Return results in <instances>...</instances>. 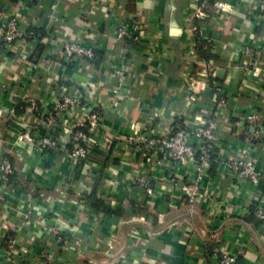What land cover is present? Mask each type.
<instances>
[{"label": "crops", "instance_id": "crops-1", "mask_svg": "<svg viewBox=\"0 0 264 264\" xmlns=\"http://www.w3.org/2000/svg\"><path fill=\"white\" fill-rule=\"evenodd\" d=\"M195 4L0 0V22L16 7L40 40L36 47L23 40L11 52L0 51V157L12 158L19 181L0 186L4 264H49L45 254L52 264H218L217 249L236 256V264H264V226L255 215L248 220L256 207L264 210V179L237 181L224 166L230 156H246L264 175V88L241 69L248 60L244 49L264 44V12L260 0H227L224 12L207 4L199 20L192 14ZM131 20L143 25V36L132 45L116 34ZM198 31L211 46L198 44ZM63 40L97 46V59L66 60L59 52ZM256 64L260 80L264 58ZM124 67L125 83L115 95V72ZM205 68L214 75L200 77ZM60 82L101 113L92 137L106 147L94 150L90 161H72L67 148L44 153L17 138L32 118L20 106L15 110L18 102L29 97L50 103ZM210 84L221 86L227 109L198 184L200 196L188 207L169 180L187 183L194 165L158 164L157 147L145 156L129 150L128 138L137 127L153 138L172 122L188 132L206 123L214 102ZM253 112L262 118L255 125L245 120ZM140 176L151 195L136 182ZM92 192L102 209L83 198ZM59 235L73 240L62 260L56 258ZM6 238L16 242L10 253Z\"/></svg>", "mask_w": 264, "mask_h": 264}, {"label": "built area", "instance_id": "built-area-1", "mask_svg": "<svg viewBox=\"0 0 264 264\" xmlns=\"http://www.w3.org/2000/svg\"><path fill=\"white\" fill-rule=\"evenodd\" d=\"M20 5L40 3L44 0H16ZM212 2L216 12H224L227 0H196L192 11L193 17L201 20L205 17L204 8ZM16 7L10 10L5 20L0 22V51L11 52L18 41L26 40L31 46L38 45V36L25 26L24 20L20 17ZM259 8L264 12V0H260ZM117 37L127 40L130 45L136 44L143 36V25L139 20H131L121 25L116 31ZM196 41L204 48L211 46V40L201 31L196 33ZM60 54L68 61L82 60L90 63L97 59V46L86 45L84 42L61 41ZM244 53L248 60L242 64L241 69L248 72L252 78L259 81L264 88V78L259 80V68L256 60L264 58V44L253 48L246 47ZM127 67L117 70L118 82L112 92L118 95L125 83ZM214 69H202L199 76L208 78L214 75ZM199 83L198 81L196 82ZM194 85V84H193ZM208 85V83H207ZM196 87V86H195ZM193 87V90L194 88ZM213 90L214 102L212 117L206 123L197 126L193 131L188 132L182 129L177 122H172L167 130L159 136L149 138L140 132L137 127V134L128 138V148L131 151H142L145 156L151 155L152 149L157 147L159 150L157 163L168 166L174 164L180 167H188L193 164L192 178L185 182H177L175 178L169 180V184L180 189L182 196L193 205L197 202L199 195L198 184L202 179L205 166L209 157L213 153L214 144L217 138L220 119L223 118L227 109L226 98L224 97L221 86L210 84ZM56 95L50 103L45 105L33 98H24L18 102L21 108L31 113V120L25 123L21 129L18 140L26 141L34 145L41 152H58L67 144H71L68 151L70 159L76 163L87 162L89 154L96 149H103L105 144L96 141L92 134L100 127L102 116L100 111L94 107H87L82 102L81 94L74 92L72 87L65 82L57 84ZM261 117L253 112L245 117V120L252 124H258ZM69 136L68 142L64 141L65 135ZM224 166L231 172L237 181L258 184L264 179V175L258 170L252 160L243 157L230 156L224 161ZM15 171L6 155L0 157V186H4L8 177ZM148 195L153 193L144 176L136 179ZM255 214L264 226V210L257 208ZM2 234L0 231V243ZM15 240L10 242V247H14ZM26 252V250H24ZM10 253V251H8ZM214 256L218 258V264H236V256L223 251L215 250ZM43 259L46 263L52 264V255L45 254ZM0 264H4L0 260Z\"/></svg>", "mask_w": 264, "mask_h": 264}, {"label": "trees", "instance_id": "trees-1", "mask_svg": "<svg viewBox=\"0 0 264 264\" xmlns=\"http://www.w3.org/2000/svg\"><path fill=\"white\" fill-rule=\"evenodd\" d=\"M208 4H212V2L210 1ZM29 30H32L34 33H35V35H37L38 36V38H39V35H38V33H37V30L35 29V28H32V27H29L28 28ZM30 40V38H26V41H29ZM200 47V46H199ZM18 106H20L19 104L17 105V107H16V111H18V109L20 108V107H18ZM66 148L68 149V151H70L71 150V144H67L66 145ZM92 154H93V151L89 154V157L90 156H92ZM6 157L8 158V160L10 161V163H11V165L14 167V165H13V161H12V158L9 156V155H6ZM90 158H92V157H90ZM90 158L88 159L87 158V160H89L90 161ZM15 168V167H14ZM18 176H17V173H16V171H14L9 177H8V181H7V183L6 184H11L12 182H19V181H17L16 180V178H17ZM37 194V192H34L33 193V195H36ZM93 194H94V192H92L91 194H88V195H85V196H83V198H86L88 201H89V204H90V206L93 208V209H97V210H100V209H102V205H101V203L100 202H98V201H96V200H92V196H93ZM183 199H184V202H185V204H186V206H188V207H191L192 205L188 202V200L185 198V197H183ZM104 211H106V212H110V211H108V210H104ZM114 213H116V214H118L116 211H114ZM254 215H255V217H257L256 216V214H255V209L254 210H252L251 211V214H250V216H249V219L248 220H253L254 218ZM258 219V218H257ZM259 220V219H258ZM259 223L261 224V222H260V220H259ZM12 240H14V239H7L6 238V240H5V242L7 243V247H8V249L9 250H7V251H13L14 249H16V244H15V246L14 247H10V242L12 241ZM57 240L59 241V250H56L57 252H56V258L58 259V260H62L63 258H64V249H68V248H70V246L69 245H71L72 243H73V240L72 239H70V238H68V235H66V237L65 236H58V238H57ZM55 258V257H54ZM87 264H91V261H88L87 262Z\"/></svg>", "mask_w": 264, "mask_h": 264}, {"label": "water", "instance_id": "water-1", "mask_svg": "<svg viewBox=\"0 0 264 264\" xmlns=\"http://www.w3.org/2000/svg\"><path fill=\"white\" fill-rule=\"evenodd\" d=\"M222 75H223V72L222 71H217L216 72V77H222Z\"/></svg>", "mask_w": 264, "mask_h": 264}]
</instances>
